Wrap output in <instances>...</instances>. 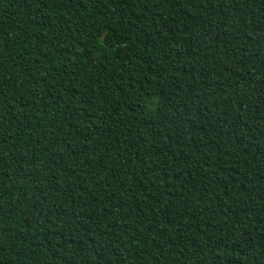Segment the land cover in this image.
Returning <instances> with one entry per match:
<instances>
[{"label": "trees", "instance_id": "obj_1", "mask_svg": "<svg viewBox=\"0 0 264 264\" xmlns=\"http://www.w3.org/2000/svg\"><path fill=\"white\" fill-rule=\"evenodd\" d=\"M0 264H264V0H0Z\"/></svg>", "mask_w": 264, "mask_h": 264}]
</instances>
